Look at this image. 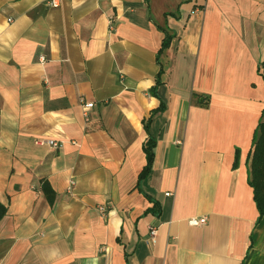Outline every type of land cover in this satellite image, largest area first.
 Returning <instances> with one entry per match:
<instances>
[{
    "label": "crops",
    "instance_id": "1",
    "mask_svg": "<svg viewBox=\"0 0 264 264\" xmlns=\"http://www.w3.org/2000/svg\"><path fill=\"white\" fill-rule=\"evenodd\" d=\"M58 1L0 0V264H264V0Z\"/></svg>",
    "mask_w": 264,
    "mask_h": 264
},
{
    "label": "trees",
    "instance_id": "2",
    "mask_svg": "<svg viewBox=\"0 0 264 264\" xmlns=\"http://www.w3.org/2000/svg\"><path fill=\"white\" fill-rule=\"evenodd\" d=\"M172 38L173 36L165 31L161 47L158 51L159 53H161L169 45ZM258 72L264 78V61L259 62ZM151 91L154 92V88H151ZM191 99L194 103L198 104L199 106L207 107L209 105L210 96L208 94L193 92L191 94ZM163 109V103H161L158 108L153 109L150 117L144 120V126L147 128V124L151 120L153 114ZM155 144L156 140L151 136H149L143 144V150L146 156V164L138 175V185L141 180L146 176V174H148L151 170ZM248 166V183L253 189L254 201L259 212V218H261L264 216V121L259 122L256 131L253 135L252 145L250 153L248 155ZM41 189L48 202L50 204H53L55 201L56 194L50 186L49 182L46 180L42 181ZM5 213L6 207L2 203H0V219Z\"/></svg>",
    "mask_w": 264,
    "mask_h": 264
},
{
    "label": "built area",
    "instance_id": "3",
    "mask_svg": "<svg viewBox=\"0 0 264 264\" xmlns=\"http://www.w3.org/2000/svg\"><path fill=\"white\" fill-rule=\"evenodd\" d=\"M50 3L53 6H57L59 4V1L58 0H50ZM92 106H93L92 102H84L82 105L83 111H84V116H85L86 120L88 119V111ZM37 143L38 144H45V145H48L51 147H59V145H60V143L55 139H41V140H37ZM70 182H71L70 184L73 183V181H70ZM98 208H99V211H101L102 213L106 212V206L105 205H99ZM188 222L192 225H200V224H203L206 222V218L205 217H202V218L192 217L188 220ZM156 232H157L156 227H154V226L151 227L150 228V237L153 238L155 236Z\"/></svg>",
    "mask_w": 264,
    "mask_h": 264
}]
</instances>
